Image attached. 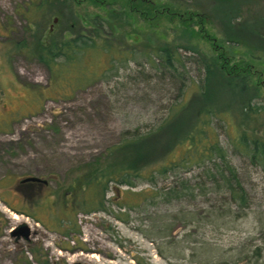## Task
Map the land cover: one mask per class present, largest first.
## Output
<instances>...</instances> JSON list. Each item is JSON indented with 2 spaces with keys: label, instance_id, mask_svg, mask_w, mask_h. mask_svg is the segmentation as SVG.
Instances as JSON below:
<instances>
[{
  "label": "trees",
  "instance_id": "1",
  "mask_svg": "<svg viewBox=\"0 0 264 264\" xmlns=\"http://www.w3.org/2000/svg\"><path fill=\"white\" fill-rule=\"evenodd\" d=\"M82 4L96 10L81 13ZM20 13L25 34L2 43L1 55H23L48 73L45 86H25L31 104L20 116L40 110L46 100L69 101L96 82L117 79L130 63L148 80H168L175 94L157 121L123 131L60 189L21 179L10 191L29 199L32 210H20L0 195L9 208L72 240L79 234L78 214L103 212L129 223L132 213L180 203L151 216L150 229L138 228L158 239L168 238L176 225L186 229L185 237L198 229L234 227L247 214L253 203L245 186L248 172L244 168L243 175L231 155L264 177V0H29ZM215 25L225 43L244 46L250 59H236L212 32ZM169 32H181L184 41L166 40ZM193 37L207 42L213 54L191 44ZM192 66L197 77L189 75ZM4 121L0 132H9ZM198 199L204 203L199 211ZM41 210L58 220L45 222L37 216ZM201 242L188 248L198 264L240 260L233 250L212 259L208 252L214 248ZM31 253L38 264H47L39 250ZM255 253V264H264V255Z\"/></svg>",
  "mask_w": 264,
  "mask_h": 264
},
{
  "label": "rangeland",
  "instance_id": "2",
  "mask_svg": "<svg viewBox=\"0 0 264 264\" xmlns=\"http://www.w3.org/2000/svg\"><path fill=\"white\" fill-rule=\"evenodd\" d=\"M27 2L29 0H0V87L3 88L0 123L6 120L10 124L9 132H0V195L16 208L30 211L29 199L24 200L10 191L21 179L40 177L47 181L48 191L60 189L77 168L92 162L108 146L118 142L123 131L136 127L144 129L157 121L175 91L169 87L168 80L164 83L155 78L148 80L130 63L117 79L96 82L77 91L69 101L46 100L40 110L20 116L17 112H24L23 106L31 104L25 86H45L48 82L47 70L36 61L17 54L6 60L1 55L2 43L18 40L25 34L26 24L20 12ZM87 10L92 13L96 9L80 5L81 13ZM132 26L140 27L136 23ZM212 32L221 44L233 50L236 59H250L244 46L225 43L216 25ZM184 37L181 32H169L165 39L183 42ZM190 43L206 55L213 54L212 47L198 37H193ZM251 62L256 63L255 59ZM188 69L190 76L197 77L194 66ZM262 78L264 85V74ZM260 94L264 99L263 88ZM221 140L226 143L223 135ZM231 159L243 175L247 170L245 186L253 202L234 227L198 229L185 237L186 229L176 225L171 235L164 239L150 238L138 230L141 227L150 229L151 216L155 218L165 210L179 208L181 204L175 202L169 207L150 206L144 213H132L129 223L103 212L78 214L79 234L72 240L13 211L0 199V264H38L31 250H39V260L47 264H198L188 248L200 245L201 241H207L214 248L208 252L212 259L218 254L225 258L233 250L240 260L228 264H255L253 254L257 251L264 255V177L259 169H247L238 156L231 155ZM27 187L31 192L30 186ZM107 197L112 198L113 192H108ZM196 203L199 211L204 203L200 199ZM14 214L18 218H14ZM37 216L47 223L59 218L44 210ZM21 223H27L30 228L28 240L10 235V230ZM67 244L74 249L62 250ZM220 261L212 264H221Z\"/></svg>",
  "mask_w": 264,
  "mask_h": 264
},
{
  "label": "water",
  "instance_id": "3",
  "mask_svg": "<svg viewBox=\"0 0 264 264\" xmlns=\"http://www.w3.org/2000/svg\"><path fill=\"white\" fill-rule=\"evenodd\" d=\"M56 21V18L54 19ZM22 183L24 182H39L46 184L47 181L45 179L36 177V176H27L21 180ZM30 228L27 223H21L16 225L10 230V235L16 238H23L24 240H28L30 236Z\"/></svg>",
  "mask_w": 264,
  "mask_h": 264
},
{
  "label": "flooded vegetation",
  "instance_id": "4",
  "mask_svg": "<svg viewBox=\"0 0 264 264\" xmlns=\"http://www.w3.org/2000/svg\"><path fill=\"white\" fill-rule=\"evenodd\" d=\"M39 178H40V177H39ZM35 183H36V184H40V185L43 184V183H39V182H35ZM46 184H47V183H46ZM46 184H43V185H46Z\"/></svg>",
  "mask_w": 264,
  "mask_h": 264
},
{
  "label": "bare ground",
  "instance_id": "5",
  "mask_svg": "<svg viewBox=\"0 0 264 264\" xmlns=\"http://www.w3.org/2000/svg\"><path fill=\"white\" fill-rule=\"evenodd\" d=\"M14 218H18L17 214H14Z\"/></svg>",
  "mask_w": 264,
  "mask_h": 264
}]
</instances>
